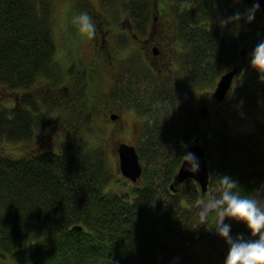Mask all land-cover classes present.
Returning a JSON list of instances; mask_svg holds the SVG:
<instances>
[{"label":"trees","instance_id":"trees-1","mask_svg":"<svg viewBox=\"0 0 264 264\" xmlns=\"http://www.w3.org/2000/svg\"><path fill=\"white\" fill-rule=\"evenodd\" d=\"M41 2L0 0V254L9 256L17 264H167L173 254L189 259L197 250L205 251L206 248H199L205 246L207 258L204 263L195 264H208L211 254V260L214 256L225 259L226 243L209 232L216 228L217 208L199 225L185 226L191 207L208 195L202 196L192 179L176 183L175 175L189 141L199 138L208 164V185L217 188L215 197L221 190L219 178L224 174L236 179L242 191L254 194L259 180L264 182V172H254L253 166L247 165L253 162L245 163L241 157L248 148L250 135H245L237 145L231 135L215 124L207 127L206 121L200 119L196 104L198 88L208 92L206 87L211 88L228 70L236 68L239 76L248 66L247 82L237 87L231 98L238 103L250 100L249 82L261 81L251 67V58L247 60L246 54L239 50V39L249 51L264 40L260 11L250 23L243 18L239 23H224L226 18L220 19L224 25L216 27L213 9L222 0L168 2L169 14L176 22L174 32L182 40L181 45L188 49L185 60L189 68L185 79L193 82L194 91L185 92L183 106L189 109V116L177 123V129L183 134L172 138V154L163 166L147 169L145 153L136 150L140 163H144L139 186H131L130 191L122 194L108 189L114 175L107 165L105 152L98 148L60 142L63 145L58 152L44 149L17 155L9 151V145L34 141L40 123L47 121L51 110H56L48 105L55 102L48 89L44 92L43 106L36 105L30 92L42 80L53 87L61 77L60 67L55 63L49 3L41 5ZM118 2V7L123 5L132 22L148 21L150 9L144 0ZM73 31L75 28L71 30V37L77 38ZM155 76L158 78L159 74ZM77 77L78 73H74L73 80ZM157 88L165 90L163 84H157ZM158 92L162 101L152 98L145 105L132 92L131 96L126 94V106L136 109L140 116L150 117L151 112L161 115L167 107L163 104H169V99L166 93ZM10 94H14L16 105H5ZM68 100L72 101L61 99ZM72 107L64 109L71 111ZM75 107L80 110L81 105ZM211 114L214 116L217 112ZM261 132L264 127L258 124L257 133ZM216 152L220 156L214 161ZM226 219L232 224L233 236L242 233L248 238L242 223Z\"/></svg>","mask_w":264,"mask_h":264},{"label":"rangeland","instance_id":"rangeland-1","mask_svg":"<svg viewBox=\"0 0 264 264\" xmlns=\"http://www.w3.org/2000/svg\"><path fill=\"white\" fill-rule=\"evenodd\" d=\"M118 1L42 0L41 5L44 2L49 3L53 24L52 34L56 45L55 63L60 67L61 77L53 87H50V82L42 80L30 92L34 94L36 105L43 106L46 103L44 92L48 89L55 97V102L48 105H52L56 110H51L47 121L40 123V127L35 132L33 144L28 142L16 146L9 145L8 148L10 152L17 153V155L44 149H53L58 152L63 145L61 143H71L77 147L98 148L105 152L107 165L114 175L108 189L124 194L130 191L131 186H139V182L132 183L121 175L118 169L119 158L116 154L118 144L127 143L133 145L137 151L145 153L147 169L163 166L172 154V138L183 134L177 129V123L184 122L189 116L187 113L189 109L183 106L186 105L185 92L192 93L194 88L193 82L189 83L185 79L189 68L185 60V53L188 49L185 45H181L179 40H175L176 36L171 26L176 23L169 14L168 2L171 0H157L153 12L154 22L152 13L149 14V21L153 22V41L167 43L163 44L166 55L159 57V61H150L149 56L144 57L142 46L133 43L129 36V40L125 38L123 34L127 33V30L122 29L123 24L127 25V22H132V18L128 16L122 4L118 7ZM144 1L148 3L151 11L153 0ZM218 5L213 9L216 27L224 25L220 19L229 18L233 12L244 11L248 8V5L239 0H222V3ZM160 6L165 7L163 12L159 11ZM76 10H87L92 15L97 25L96 35L92 39L83 36L70 23V17ZM217 19H219L218 22ZM205 23L208 25L207 22L202 21V24ZM74 28L77 38L71 37V30ZM75 31H73V36H75ZM241 41L242 39H239V50L244 52H242L244 56L246 54L245 58L248 60L253 51L245 49ZM240 55L242 56L241 53ZM249 69L250 66L235 78L236 88L247 82L250 75ZM158 71H160L159 77L156 78ZM74 73H78V77L73 80ZM259 80L264 83V78L259 77ZM69 81L70 84H68ZM261 82H249L248 85L252 89L250 100L244 103H238L230 96L217 105L211 95L215 83L211 85V88L206 87L208 92H203L204 88H198L199 95L196 103L199 115L203 108H206L208 113L217 112L214 116L213 114L208 116L207 113L205 125L208 127L210 124H215L217 128L231 135L237 145L245 135H250L248 148L241 157L245 158V163L253 162L247 165L253 166V171L256 173L264 172V132L257 133L258 124L264 127V85H260ZM157 84H163L168 92L157 88ZM76 88H78L77 92ZM160 90L166 93L169 99V104H163L167 107L161 115H153L151 112L150 117L140 116L136 109L126 106L128 105L126 94L131 96L132 92L133 96H137L141 105H145L152 98L162 101L163 97L158 95ZM119 91H123L125 96L121 105L117 103L116 97ZM13 96L14 94H10L7 98L3 97L7 100L5 105H16ZM9 98L13 100V104ZM68 98L72 101H61V99L67 100ZM69 105H74V107L81 105V107L80 110H78L79 107L77 109L75 107L74 111V107L70 109L71 111L64 109H69ZM112 114L119 117L111 120L109 117ZM219 156L217 152L214 153L213 160L217 161ZM141 163L144 167V163ZM259 181L258 188L264 187V182ZM216 192L217 188L209 184L206 192L208 196L205 199H198L191 207L187 213L190 216L186 218L185 226L199 225L208 213L216 208L213 203ZM255 195L258 198L264 197V189L257 191ZM218 220L219 214L216 228L209 231L213 237L219 236ZM26 244L27 241L24 242V245ZM199 248L208 249L205 246H199ZM206 249L203 252L197 250L189 258L190 260L173 254L167 264H195L197 261L204 263L207 258ZM212 255L208 257V264H224V259L219 257L214 256L211 260ZM0 264L17 263L9 256L0 254Z\"/></svg>","mask_w":264,"mask_h":264},{"label":"clouds","instance_id":"clouds-1","mask_svg":"<svg viewBox=\"0 0 264 264\" xmlns=\"http://www.w3.org/2000/svg\"><path fill=\"white\" fill-rule=\"evenodd\" d=\"M259 8L260 0H256L246 12L237 10L223 22L239 23L243 18L250 23ZM70 23L86 38L95 37L97 25L87 10L74 11ZM250 64L264 78V40L255 46ZM182 158L187 162L189 171L199 169L195 153L186 151ZM219 184L221 190L213 203L219 213L217 232L227 245L224 264H264V197L258 198L253 192L242 191L239 182L227 174L220 176ZM261 189L264 187L257 188L256 191ZM226 218L242 223L247 229L248 238L242 233L233 236L232 224Z\"/></svg>","mask_w":264,"mask_h":264},{"label":"water","instance_id":"water-1","mask_svg":"<svg viewBox=\"0 0 264 264\" xmlns=\"http://www.w3.org/2000/svg\"><path fill=\"white\" fill-rule=\"evenodd\" d=\"M250 6L256 2V0H241ZM263 22H264V0H260L259 8ZM237 69L229 70L227 73L223 74L216 84L215 90L212 96L219 102L222 101L230 90L233 78L237 74ZM207 116L206 108L201 110V119H205ZM111 120H115L116 115H111L109 117ZM116 153L119 158L118 169L123 177L131 181L132 183H137L142 174V165L140 164L138 154L135 148L126 143H120L117 146ZM186 151L195 153L199 160V169L197 171H189L187 162L182 161L179 167L175 180L177 183H181L188 178L193 179L198 183L201 189L202 196L205 195L208 185V166L206 165V159L204 157V151L199 143V139L195 138L191 140L186 146ZM172 188V187H171ZM81 230L80 227H75Z\"/></svg>","mask_w":264,"mask_h":264},{"label":"flooded vegetation","instance_id":"flooded-vegetation-1","mask_svg":"<svg viewBox=\"0 0 264 264\" xmlns=\"http://www.w3.org/2000/svg\"><path fill=\"white\" fill-rule=\"evenodd\" d=\"M163 1V0H161ZM156 2L157 0H153L151 1L152 7H151V11L150 13H152V21L154 20V10L156 7ZM165 7L160 6V12H163V9ZM149 21V17H148V21L144 22V21H135V22H127V25L123 24L122 29L127 30V33H124L123 35L125 36V38L128 39L131 38L133 40V43H137L138 45L142 46V52H143V56L147 57L149 56V60L150 61H155L158 60L159 61V57L162 58L163 56H165V51L166 49L164 48L163 44L165 42H154L153 41V22ZM173 32L176 29V23L171 24ZM166 29V28H164ZM175 33V32H174ZM173 33V35H174ZM175 40H179L178 35L175 33ZM129 40V39H128ZM182 43V40H181ZM167 44V43H165ZM162 48V49H161ZM150 50V52H149ZM159 69V68H158ZM160 72V71H159ZM135 92V91H134ZM117 103L118 104H122L123 103V98L125 97L123 95V91H119V93H117Z\"/></svg>","mask_w":264,"mask_h":264}]
</instances>
